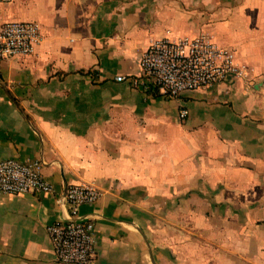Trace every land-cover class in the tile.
Segmentation results:
<instances>
[{
    "label": "crops",
    "instance_id": "obj_1",
    "mask_svg": "<svg viewBox=\"0 0 264 264\" xmlns=\"http://www.w3.org/2000/svg\"><path fill=\"white\" fill-rule=\"evenodd\" d=\"M9 22L42 42L2 65L0 161H44L55 192L0 193V264H58L47 229L80 184L101 192L80 208L94 264H264V0H0ZM201 33L248 78L177 100L117 81Z\"/></svg>",
    "mask_w": 264,
    "mask_h": 264
},
{
    "label": "built area",
    "instance_id": "obj_2",
    "mask_svg": "<svg viewBox=\"0 0 264 264\" xmlns=\"http://www.w3.org/2000/svg\"><path fill=\"white\" fill-rule=\"evenodd\" d=\"M41 42V28L37 23H5L0 28V80L5 62L31 56ZM139 66L140 80L121 76L117 81L128 80L134 86L156 91L167 100H177L191 91L213 89L231 78L244 80L249 76L247 66L237 62L235 52L219 47L206 33L193 38L152 41ZM188 116L187 109L180 111L181 120ZM44 167L45 162L41 160L0 161V193L13 196L55 192L43 174ZM100 197L101 192L93 185L67 187L61 199L69 206L70 215L47 229L58 264H94L96 228L93 221L83 219L80 208L97 203Z\"/></svg>",
    "mask_w": 264,
    "mask_h": 264
}]
</instances>
